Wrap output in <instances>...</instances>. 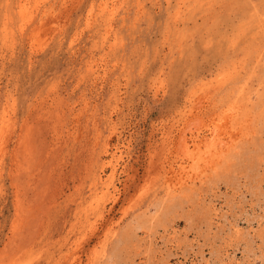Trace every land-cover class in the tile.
I'll use <instances>...</instances> for the list:
<instances>
[{
    "label": "rangeland",
    "instance_id": "374dc122",
    "mask_svg": "<svg viewBox=\"0 0 264 264\" xmlns=\"http://www.w3.org/2000/svg\"><path fill=\"white\" fill-rule=\"evenodd\" d=\"M0 264H264V0H0Z\"/></svg>",
    "mask_w": 264,
    "mask_h": 264
},
{
    "label": "bare ground",
    "instance_id": "6f19581e",
    "mask_svg": "<svg viewBox=\"0 0 264 264\" xmlns=\"http://www.w3.org/2000/svg\"><path fill=\"white\" fill-rule=\"evenodd\" d=\"M190 124H191V125L187 128L188 130H190L191 127L195 126V125L197 124V122H196V124H195V122L192 121V122H190ZM215 131H216L215 129H212L211 132H210V135H209L208 137H212V136L214 135V132H215ZM216 133H217V132H216ZM215 136H216V135H215ZM213 137H214V136H213ZM206 139H208V138H206ZM209 139H210V138H209ZM218 139H219V138H218ZM218 139H217V140H218ZM209 141H210V140H209ZM207 142H208V141H207ZM212 142H213V141H212ZM214 143H217L218 146L221 145V144H218V141H217V142L215 141ZM206 144H207V143H206ZM212 146H213V145H212ZM215 146H216V144H215ZM180 150H181L180 153H183V152H184V151H183V148H181Z\"/></svg>",
    "mask_w": 264,
    "mask_h": 264
}]
</instances>
